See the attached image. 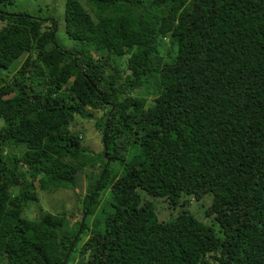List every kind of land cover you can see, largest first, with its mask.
<instances>
[{
  "label": "trees",
  "instance_id": "1",
  "mask_svg": "<svg viewBox=\"0 0 264 264\" xmlns=\"http://www.w3.org/2000/svg\"><path fill=\"white\" fill-rule=\"evenodd\" d=\"M8 3L0 264H70L75 253L77 264H264V0H67L72 52L57 45L55 19ZM81 110L104 111L100 152L72 129ZM84 169L74 229L60 213L24 217L40 191L74 189ZM204 198L200 218L188 203Z\"/></svg>",
  "mask_w": 264,
  "mask_h": 264
},
{
  "label": "rangeland",
  "instance_id": "2",
  "mask_svg": "<svg viewBox=\"0 0 264 264\" xmlns=\"http://www.w3.org/2000/svg\"><path fill=\"white\" fill-rule=\"evenodd\" d=\"M67 0H12V4H7L6 9L9 12H26L29 15H34L46 19L47 25H50L51 22L56 20V30H55V40L58 46L65 50L74 51L77 48V42L71 39L65 31V4ZM84 5L86 4V0H79ZM5 22L0 21V27L4 25ZM98 56V54H95ZM20 59V58H19ZM123 59H120L119 62H123ZM17 62V61H16ZM80 116L77 115L74 119V126L72 129H78L80 127L83 128L81 135L82 138V146L86 149V151L92 152H100L103 150L102 144V132L96 128L94 125V119L101 118L104 115L103 110H95L93 117L91 119L83 118V115L86 113L85 110L80 111ZM3 125V120L0 118V126ZM133 154V149H129L128 155ZM106 156V155H105ZM108 161V160H107ZM100 162V161H99ZM123 166L121 163L116 160L111 162L110 170L112 171V175L120 174L122 172ZM84 169L80 176L78 174V181H76V187L74 189H63L59 188L56 191H40L39 192V201L38 202H29L24 209L23 215L27 218H36L40 214L45 211H50L53 213H60L66 216L67 218V226L68 229H74L77 222L82 218V197L84 195V189L86 186L85 181V171ZM100 170V166L97 165L94 169V172H98ZM38 186V183L36 182ZM81 196V197H80ZM107 200L106 195L102 198V202L97 207L94 215H88L85 219H88L89 222V230L92 229L91 220L96 214H99L103 209H107L105 205V201ZM209 198H204L201 201H195L194 199H190L188 206L192 208V212L197 217H203L202 211L203 208L201 205L205 204ZM157 204L159 208V216L160 218H165L169 213L170 209L165 204L164 201L157 199ZM206 205V204H205ZM187 206V207H188ZM204 206V205H203ZM204 220H208V217H204ZM92 231V230H91ZM88 232L81 234V240L79 241V247L88 237ZM75 255V256H74ZM73 256L75 260L70 264H77V261L80 260V254L75 253Z\"/></svg>",
  "mask_w": 264,
  "mask_h": 264
},
{
  "label": "water",
  "instance_id": "3",
  "mask_svg": "<svg viewBox=\"0 0 264 264\" xmlns=\"http://www.w3.org/2000/svg\"><path fill=\"white\" fill-rule=\"evenodd\" d=\"M106 155V154H105Z\"/></svg>",
  "mask_w": 264,
  "mask_h": 264
}]
</instances>
